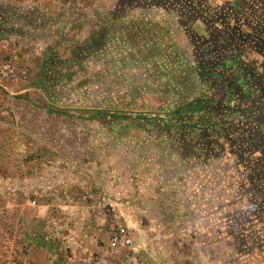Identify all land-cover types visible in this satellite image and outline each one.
<instances>
[{"label": "rangeland", "instance_id": "374dc122", "mask_svg": "<svg viewBox=\"0 0 264 264\" xmlns=\"http://www.w3.org/2000/svg\"><path fill=\"white\" fill-rule=\"evenodd\" d=\"M6 60L43 107L71 116L69 136L39 149L66 156L49 167L82 169L65 178L93 184L84 212L105 214L61 222L54 207L56 223L30 227L21 254L125 264L129 249L107 247L105 197L146 264H264V0H0ZM195 99L198 111L181 110Z\"/></svg>", "mask_w": 264, "mask_h": 264}, {"label": "crops", "instance_id": "0c3cea01", "mask_svg": "<svg viewBox=\"0 0 264 264\" xmlns=\"http://www.w3.org/2000/svg\"><path fill=\"white\" fill-rule=\"evenodd\" d=\"M11 82L13 83H10L6 88L0 85L2 88L0 89V246L3 237L10 236L18 255L25 263L48 264V260L44 256L41 260L37 258V254L34 255L29 250L26 255L19 252L18 246H26L19 238L27 243V233L30 231V227H35L36 223L40 221L47 224L56 223L57 219L52 209L54 207L62 209V217L58 220L61 222L70 221L72 217L68 218L67 215L71 214L74 216L73 219L77 217L81 224L91 219V221L101 225L105 222V214L87 215L84 212L86 206H89V203H86V197L83 195L84 189L87 190L91 185L94 188L93 184L89 181L82 182L79 179L65 178L71 173L81 175L82 169L71 166L67 169L65 167H49L47 163L50 157L56 159L57 163H61L66 156L56 151L58 155L54 156V150H51V153L40 150L42 147L48 149L49 143L52 141L59 142V137L64 139L65 134L69 136V128H74V124L68 123L71 116L64 112H57L48 106L43 107L46 98L37 87L18 81ZM228 86V83H222L220 104H224L223 98L225 99L228 95V89L233 90L234 86L232 88H228ZM244 89V91L248 90L247 87ZM32 160L36 163L40 160V166L37 168L30 167L29 163ZM20 162H23L24 166L18 167L17 164ZM70 169H72L71 172H69ZM5 175H8V178L2 177ZM71 185L76 187L70 188ZM85 185L87 188H83ZM30 195L31 197H29ZM94 205H92L93 212H98L96 204ZM64 209H68V211L66 212ZM4 221L12 224L8 230L13 233L2 230L6 226ZM81 230L78 232L84 235L86 230ZM92 230L91 234H96V229ZM68 231L75 234L77 230L68 229ZM34 235L35 231L32 233V236ZM62 236H65V233H62ZM107 247L113 251V248ZM100 248L96 247L95 251ZM117 249L125 248L117 246L115 250ZM76 250L77 252L73 251L72 253L70 259L72 261H76L77 255L85 252V249L81 247L76 248ZM98 252L101 255L109 254L107 248ZM136 253L142 252L136 250ZM45 254L47 256L48 253ZM115 257L112 256L105 264H114Z\"/></svg>", "mask_w": 264, "mask_h": 264}, {"label": "built area", "instance_id": "2783aa9c", "mask_svg": "<svg viewBox=\"0 0 264 264\" xmlns=\"http://www.w3.org/2000/svg\"><path fill=\"white\" fill-rule=\"evenodd\" d=\"M26 79V70L16 67L11 61H3L0 63V81H20ZM99 207L107 209L112 214L114 225L109 237V247L115 249L121 246L129 249L125 256V264H146L142 259L135 257V251L131 249V237L127 229L121 225L120 217L114 213V206L110 201L102 197L97 202ZM0 264H27L18 255L12 238L4 236L0 246ZM90 264H100L97 258L90 261Z\"/></svg>", "mask_w": 264, "mask_h": 264}, {"label": "trees", "instance_id": "16d2710c", "mask_svg": "<svg viewBox=\"0 0 264 264\" xmlns=\"http://www.w3.org/2000/svg\"><path fill=\"white\" fill-rule=\"evenodd\" d=\"M202 103L200 102L199 99H195L192 102L188 103L181 108V110L186 109V111H198L201 108Z\"/></svg>", "mask_w": 264, "mask_h": 264}, {"label": "flooded vegetation", "instance_id": "af4514ba", "mask_svg": "<svg viewBox=\"0 0 264 264\" xmlns=\"http://www.w3.org/2000/svg\"><path fill=\"white\" fill-rule=\"evenodd\" d=\"M215 78H220V77H215ZM232 78H233V79H236L235 76H233V75H232V77L230 76L229 79H228V81L230 82V84L233 83V82H232ZM232 85L234 86V87L232 86L233 88H236V89H237V86H236L234 83H233ZM228 88H229V87H228ZM261 93H262V92H261Z\"/></svg>", "mask_w": 264, "mask_h": 264}]
</instances>
